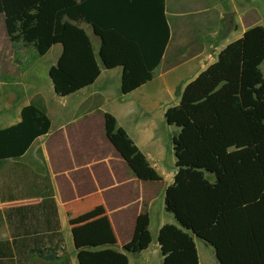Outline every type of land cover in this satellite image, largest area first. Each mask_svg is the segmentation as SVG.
I'll return each instance as SVG.
<instances>
[{"label":"crops","instance_id":"0c3cea01","mask_svg":"<svg viewBox=\"0 0 264 264\" xmlns=\"http://www.w3.org/2000/svg\"><path fill=\"white\" fill-rule=\"evenodd\" d=\"M163 6L169 41L151 82L122 96V69L103 67L98 57L100 41L88 26L78 24L91 41L99 78L66 98L55 95L51 81V85L32 87L35 90L28 96L25 91L16 94L20 83L0 82V131L20 123L21 110L33 95L44 99L50 130L14 162L37 174L46 169L71 264H163L166 255L191 249L196 250L199 264H260L245 207L260 199L264 184L243 116L255 105L249 102L253 94L259 104L258 89H240V110L195 124L223 168L230 195L213 228L184 235L188 237L185 246L172 245V233L181 231L164 211L165 191L176 174L172 140L179 133L165 123L164 116L179 105L187 85L215 64L227 46L247 30L263 27L264 0H163ZM227 14H233L229 31ZM9 58L10 73L14 74L19 70L16 57ZM0 68L6 69L2 64ZM95 95L103 98L102 107L77 117L78 107ZM105 113L126 132L160 182H141L133 175L105 136ZM208 180L213 182L210 177ZM36 203L0 204L2 219L5 221L11 209ZM6 236L9 232L4 227L0 238Z\"/></svg>","mask_w":264,"mask_h":264},{"label":"trees","instance_id":"16d2710c","mask_svg":"<svg viewBox=\"0 0 264 264\" xmlns=\"http://www.w3.org/2000/svg\"><path fill=\"white\" fill-rule=\"evenodd\" d=\"M0 17L8 42L16 49H32L38 57L54 46L62 48L48 77L54 93L66 98L92 86L100 70L88 26L100 41L99 60L106 70L122 69L121 94L130 95L153 79L169 41L163 0H0ZM264 28L247 30L227 46L217 62L185 88L177 107L166 111L168 126L179 133L172 140L176 174L165 191L164 211L186 233L197 235L213 228L230 195V184L218 159L197 132L195 124L241 109V88H257L261 100L243 112L264 184ZM103 98L86 99L77 117L98 111ZM20 123L0 131V204L35 200L32 206L0 213V264H71L60 234L49 175L35 173L22 158L31 145L50 130L46 105L33 95L21 110ZM108 142L141 182L162 179L149 166L116 120L103 114ZM38 159L43 162L40 151ZM213 179V182L208 180ZM253 244L264 264V188L260 199L245 207ZM163 264H199L196 250L172 252Z\"/></svg>","mask_w":264,"mask_h":264},{"label":"rangeland","instance_id":"374dc122","mask_svg":"<svg viewBox=\"0 0 264 264\" xmlns=\"http://www.w3.org/2000/svg\"><path fill=\"white\" fill-rule=\"evenodd\" d=\"M261 24H264V11L261 13ZM264 27V25H262ZM87 28V27H86ZM88 32V30H87ZM90 36H92L91 32H88ZM92 41H94V37H92ZM13 52V53H12ZM61 48L59 46H54L51 50L43 57H38L34 50L32 49H19L16 50L7 40L5 32H4V24L3 18L0 17V65L5 66V70L0 68V82L13 80L16 83H20L19 85L22 87H16V94L18 95V91L21 92L25 91L26 95L33 94L35 88L34 86L44 87V83H49L50 80L48 77L49 70L54 64L56 60L60 57ZM14 54V55H13ZM9 57H16L15 61L17 62V66L19 70L16 71L14 74L10 73V58ZM2 62V63H1ZM261 74L264 75V63L260 68ZM110 75V73L108 74ZM51 85V84H50ZM24 86V87H23ZM30 87V88H29ZM25 88V89H24ZM38 88V87H36ZM19 94V95H20ZM15 95V96H17ZM18 95V96H19ZM23 96V93H22ZM250 103H255L257 106L258 101H256L255 94L249 97ZM180 229V228H179ZM174 231L173 235V246H185L187 243V238L189 237V233ZM183 233V234H182ZM186 233V234H185ZM184 235H188L185 237ZM8 236L0 238L2 241H7ZM168 246L166 245V248Z\"/></svg>","mask_w":264,"mask_h":264},{"label":"water","instance_id":"95a60500","mask_svg":"<svg viewBox=\"0 0 264 264\" xmlns=\"http://www.w3.org/2000/svg\"><path fill=\"white\" fill-rule=\"evenodd\" d=\"M225 19H226V25H227V28H228V31L231 29L232 27V22H233V14H227L225 16ZM102 64V63H101Z\"/></svg>","mask_w":264,"mask_h":264}]
</instances>
